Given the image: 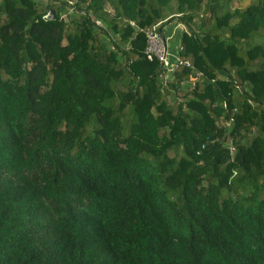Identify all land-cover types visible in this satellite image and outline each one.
Masks as SVG:
<instances>
[{"label": "trees", "instance_id": "obj_1", "mask_svg": "<svg viewBox=\"0 0 264 264\" xmlns=\"http://www.w3.org/2000/svg\"><path fill=\"white\" fill-rule=\"evenodd\" d=\"M236 2L0 0V264H264V0ZM173 12L205 75L175 108L141 56Z\"/></svg>", "mask_w": 264, "mask_h": 264}, {"label": "built area", "instance_id": "obj_2", "mask_svg": "<svg viewBox=\"0 0 264 264\" xmlns=\"http://www.w3.org/2000/svg\"><path fill=\"white\" fill-rule=\"evenodd\" d=\"M67 1L69 3L71 2V0ZM71 8L72 7L69 6V9ZM51 15L52 11L46 10L42 17L47 18ZM198 15L201 16V12H199ZM169 16H172V18L177 17L178 19L172 20L169 23L168 27H170V31L167 33L165 32V27H159L158 24L163 23ZM179 16H181V12H173L165 17H162L158 22L141 28L144 39L141 56L149 60L152 58L157 60L158 66L155 78L159 83L160 91H163V88L166 86V84L170 80H173L175 76H178L182 70H188L187 77L182 75L180 77L181 79L178 85L182 87L187 86V84L193 86L197 83H201L202 79L205 77L202 71L194 68L192 62L188 58L178 54V50L181 48V43L177 40L176 36L178 35L179 31L183 30L188 32V30L191 29H193V31L195 30V27L192 25V23H186L185 21L179 19ZM129 23L133 24V21L130 20ZM197 32L199 35H202L204 31L203 29H198ZM174 38L176 39L173 40ZM130 47L131 45L128 43L125 45L126 49ZM139 57L140 55L135 54L134 56H129L127 58V62ZM216 76L230 79L236 90L239 91L241 89V85L235 78L232 69L229 71L219 70ZM210 79L213 80L214 77H211ZM222 104H224V102H222Z\"/></svg>", "mask_w": 264, "mask_h": 264}, {"label": "rangeland", "instance_id": "obj_3", "mask_svg": "<svg viewBox=\"0 0 264 264\" xmlns=\"http://www.w3.org/2000/svg\"><path fill=\"white\" fill-rule=\"evenodd\" d=\"M251 1L252 0H237L236 5L244 6V5H246L247 3L251 2ZM105 7L110 12L112 11V8H111V6L108 3L105 5ZM68 10H67L68 12H71L72 11L69 8H68ZM167 12L168 11L166 10L164 12V14H167ZM199 12H201L202 15L201 16H199L198 14L196 15V17L193 19L194 20L193 21L194 24H196V22L199 21L200 19H203L204 16H205L204 10H199L198 13ZM62 15H64V13H62ZM175 19H178V18L177 17L170 18V20H168V21L171 22V20H175ZM168 21L167 20L164 21L162 23V25L163 24H169L170 22H168ZM112 38H114L113 35H112ZM107 43L109 45H111V43L109 41ZM181 90L182 91H180L179 93H177L176 91L175 92H172L171 88L167 87V84H166V86L163 88L162 96L168 102L169 105H171L173 108H175L177 102L183 100V98H182V92L184 91V89H181ZM120 117H121V119H123V125L126 126L127 120H128V116H126V113H124V111H123V112L120 113ZM224 121H225V118H222V120H219L220 123H223ZM226 144H228V142H226ZM169 151L172 152L171 150H169ZM176 153L177 154L181 153L180 148L177 150Z\"/></svg>", "mask_w": 264, "mask_h": 264}, {"label": "clouds", "instance_id": "obj_4", "mask_svg": "<svg viewBox=\"0 0 264 264\" xmlns=\"http://www.w3.org/2000/svg\"><path fill=\"white\" fill-rule=\"evenodd\" d=\"M69 8V7H68ZM71 10V9H70ZM198 14V13H197ZM167 16V15H166ZM165 17V16H164ZM170 18H172L171 16H170ZM170 18L169 19H165V21L167 20H170ZM130 21V20H129ZM132 21V20H131ZM159 21V20H158ZM158 21H156V22H158ZM172 21V20H171ZM168 22H170V21H168ZM95 23L97 24V25H103L102 24V22H100L98 19L97 20H95ZM101 23V24H100ZM155 23V22H154ZM153 24V23H152ZM194 24V23H193ZM133 25V28L134 29H136L137 28V26L136 25H134V23L132 24ZM151 25V24H150ZM169 24H163L162 25V23H159L158 24V26L159 27H161V26H164L165 28H167V26H168ZM147 26H149V25H147ZM194 27H195V32H197V30L199 29L198 27H197V25H193ZM181 31H183V30H180L179 31V33L181 32ZM179 33H178V35L176 36V38H177V40L179 41V39H178V36H179ZM176 38H174L173 40H175ZM126 49V48H125ZM130 48H128L127 50H129ZM127 58L128 57H123L122 56V58H121V60L123 61V62H125V64H127V63H130V62H127ZM146 59V58H145ZM134 60V59H133ZM149 60V59H148ZM230 69H228V70H226V71H229ZM233 70V69H232ZM233 73H234V71H233ZM234 76H235V74H234ZM236 79H237V77H235ZM223 79H225V78H223ZM225 80H230V79H225ZM157 81V80H156ZM231 81V80H230ZM237 81H238V79H237ZM232 82V81H231ZM238 83H240V85H241V89L238 91V90H236L235 88H234V85H233V83H232V87H233V89H234V91L236 92V93H240V94H242L243 92V90L244 89H246V90H248V86H247V84L246 83H241V82H239L238 81ZM157 86H158V88H159V83L157 82ZM160 90V89H159ZM173 91V90H172ZM161 92V94H162V91H160ZM174 92V91H173ZM247 101H249L248 99H247ZM222 102H224V101H222ZM251 102V101H250ZM224 104H225V102H224ZM223 104V105H224ZM197 152V151H196Z\"/></svg>", "mask_w": 264, "mask_h": 264}, {"label": "crops", "instance_id": "obj_5", "mask_svg": "<svg viewBox=\"0 0 264 264\" xmlns=\"http://www.w3.org/2000/svg\"><path fill=\"white\" fill-rule=\"evenodd\" d=\"M170 31V27L167 26V28H165V32H169Z\"/></svg>", "mask_w": 264, "mask_h": 264}]
</instances>
